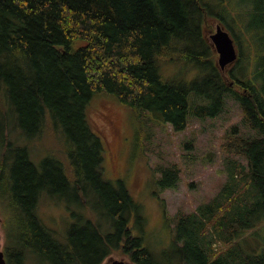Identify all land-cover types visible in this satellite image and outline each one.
<instances>
[{"label":"trees","instance_id":"trees-1","mask_svg":"<svg viewBox=\"0 0 264 264\" xmlns=\"http://www.w3.org/2000/svg\"><path fill=\"white\" fill-rule=\"evenodd\" d=\"M210 21L238 49L225 70L203 33ZM166 64L178 69L166 75ZM97 94L133 113L139 141L140 113L180 132L189 113L217 117L227 97L253 131L222 136L220 150L245 165L227 163L216 196L168 220L173 258L132 235L139 205L121 180L103 177L88 114ZM47 131L61 132L66 149L35 165L29 146ZM154 172L161 192L180 180L176 164ZM44 199L69 211L64 234L40 219ZM0 205L11 214L6 264H26V251L44 264H102L114 254L129 264H264V0H0Z\"/></svg>","mask_w":264,"mask_h":264},{"label":"rangeland","instance_id":"rangeland-1","mask_svg":"<svg viewBox=\"0 0 264 264\" xmlns=\"http://www.w3.org/2000/svg\"><path fill=\"white\" fill-rule=\"evenodd\" d=\"M235 17L236 20L241 19L240 15ZM214 24L208 22L203 33L206 35L210 26L214 28ZM206 37L211 42L208 35ZM161 69L168 75L178 68L176 64H166L161 65ZM91 101L88 114L104 146L103 177L112 182L121 180L139 205L138 214L143 219L142 227L131 221L132 235L143 237L144 245L158 256L168 255L173 258L170 252L173 223L169 224L168 220L182 210L190 213L216 196L226 182L229 167L227 163L236 161L245 165L244 159L229 156L220 150L222 136L234 126L245 137L253 135V131L242 124L237 103L227 97L223 110L217 117L198 120L190 117L189 113L187 125L180 132H175L170 125L153 114L140 113L138 120L145 121V125L139 141L131 111L105 94H97ZM29 147L31 161L38 165L51 152L66 149L65 137L59 131H47L42 139L32 142ZM173 164L181 170L180 180L174 188L161 192L154 183V179H158L160 174L155 173L154 169L156 166ZM79 211L83 214L85 209L80 207ZM38 215L49 228L60 234L66 231L69 211L63 202L44 199L39 204ZM8 220H11V214L0 205V250L3 252ZM246 247L249 249L250 243ZM25 254L26 264H44L37 254L28 251ZM111 257L127 261L115 254Z\"/></svg>","mask_w":264,"mask_h":264},{"label":"water","instance_id":"water-1","mask_svg":"<svg viewBox=\"0 0 264 264\" xmlns=\"http://www.w3.org/2000/svg\"><path fill=\"white\" fill-rule=\"evenodd\" d=\"M216 31L210 35V46L214 48L217 58L216 65L220 70L230 67L237 59L238 49L225 27L219 23L216 24ZM0 264H6L3 250H0ZM102 264H129L124 259L107 258Z\"/></svg>","mask_w":264,"mask_h":264},{"label":"flooded vegetation","instance_id":"flooded-vegetation-1","mask_svg":"<svg viewBox=\"0 0 264 264\" xmlns=\"http://www.w3.org/2000/svg\"><path fill=\"white\" fill-rule=\"evenodd\" d=\"M215 24H214V28H210V29H208V31L206 32V35H205V37L208 35V37H210V35L211 34H213L215 31H216V29H215V27H216V22H214ZM211 24H213V22L211 23ZM206 39H207V37H206Z\"/></svg>","mask_w":264,"mask_h":264}]
</instances>
